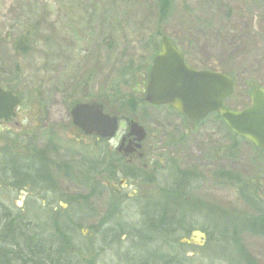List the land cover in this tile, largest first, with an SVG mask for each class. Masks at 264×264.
I'll use <instances>...</instances> for the list:
<instances>
[{
  "label": "rangeland",
  "instance_id": "obj_1",
  "mask_svg": "<svg viewBox=\"0 0 264 264\" xmlns=\"http://www.w3.org/2000/svg\"><path fill=\"white\" fill-rule=\"evenodd\" d=\"M159 1L0 0V86L14 89L22 101L17 118L0 123V204L6 212L24 214L36 239L52 234L56 217L68 232L73 224L79 264H139L150 256L172 264H264V237L242 232L243 250L232 241V226L254 213L238 186L221 176L252 181L264 199V154L251 143L238 141L230 154L223 124L184 121L145 102L134 114L113 116L122 125L118 135L132 121L145 129L148 168L142 174L122 164L115 177L111 167L109 175L97 174L94 166L98 151L99 165L114 161L110 148L119 141L98 143L72 124L78 100H107L114 109L119 99L145 98L148 81L142 75L151 67L150 41L159 32L192 67L233 74L236 88L227 109L251 105L248 89L264 85V0H173L161 24ZM27 34L26 48L18 49ZM11 157L23 168L36 159L46 162L45 179L12 175L6 164ZM127 171L145 180L129 179ZM121 179L127 180L124 188L114 189ZM173 182L180 184L184 228L142 229L147 203H159L158 194ZM200 205L211 214L201 213ZM113 227L119 231L115 238Z\"/></svg>",
  "mask_w": 264,
  "mask_h": 264
},
{
  "label": "water",
  "instance_id": "obj_2",
  "mask_svg": "<svg viewBox=\"0 0 264 264\" xmlns=\"http://www.w3.org/2000/svg\"><path fill=\"white\" fill-rule=\"evenodd\" d=\"M161 51L154 57L145 91V101L156 107H171L192 122L219 114L234 135L264 151V88L251 92V105L235 111L224 108V101L235 92V81L225 73L197 70L187 62L166 36L161 38ZM20 97L0 87V121L16 118ZM103 104L81 103L71 110L73 125L87 136L112 139L119 128V118L105 113ZM130 135L141 142L145 129L136 121L129 123ZM194 236L205 239L197 231Z\"/></svg>",
  "mask_w": 264,
  "mask_h": 264
},
{
  "label": "trees",
  "instance_id": "obj_3",
  "mask_svg": "<svg viewBox=\"0 0 264 264\" xmlns=\"http://www.w3.org/2000/svg\"><path fill=\"white\" fill-rule=\"evenodd\" d=\"M173 6V0H160L159 1V16H160V24L164 22L167 19V16L170 14L171 9ZM28 34L26 36L21 37L17 44L18 49L26 48L27 42L29 40ZM162 38L163 35L157 33V39L150 41L151 42V58L152 61L154 57L160 52L161 50V39L159 40L158 38ZM185 56V55H184ZM186 58V57H185ZM187 61V60H186ZM193 68V67H192ZM197 69V68H195ZM199 70H207V71H213L210 69H199ZM148 72L149 68L145 70V73L143 78L145 77V81H148ZM224 74V73H223ZM226 75H231L233 76L232 73L225 72ZM230 76V77H231ZM233 79V78H232ZM234 80V79H233ZM235 81V80H234ZM236 83V82H235ZM257 87H262L264 88V85H259V84H254L252 85L249 89L248 92L246 93V100H251V92L253 89H257ZM13 92L14 94L15 91L12 88L7 87L6 90ZM139 92V90L137 91ZM235 93V92H234ZM104 103V108L107 113H110V115H121L123 113V110H128L131 114H134L137 109L142 106V104L145 103V98L143 96V100H134L132 98H124V99H119V106L118 107H110L108 101H102ZM225 102L224 101V107H225ZM80 101L78 100L76 103L73 105L79 104ZM168 110L172 111L173 113H176V115L181 116L184 118V121L187 120V118L183 115H180L178 112H176L173 108L166 107ZM226 108V107H225ZM115 110V111H114ZM213 119L218 121L219 123L223 124L228 131L230 135V140L232 142V145L230 147V154L233 153L234 151L238 150V145L237 142L241 141L243 139L235 136L234 134L231 133V131L228 129L226 124L223 122L221 116L219 114H212L210 115L206 120ZM206 120H204L206 122ZM204 121L195 123L199 124ZM258 150V149H257ZM259 151V150H258ZM260 153H263V151H259ZM35 161H32L29 164H26L27 167L34 168V163ZM7 165H9V168H14L18 170V167H16V160L15 157H11L10 160H8V163L6 162ZM115 174V177L118 176V169L116 168H111ZM15 170V171H16ZM23 170V169H20ZM26 170V169H24ZM110 167H108L107 164H104L103 162L99 165V174L102 173H110ZM25 172V171H24ZM32 172V171H31ZM112 172V173H113ZM126 174V173H125ZM224 174V173H223ZM221 175L224 178L228 179L231 183L235 184L239 188V194L241 197V200L245 203V206H247L249 209L252 210L254 213L253 218L248 219L247 221H240L236 225L232 226V230L230 231V235L232 238V241L239 246L240 242V235L242 232H248L254 235L262 236L264 237V199L260 196L259 190L256 186L255 183L252 181H247L245 179L240 178L239 176L232 175L230 173H227V175ZM25 178L31 177L32 175L27 174V171L23 174ZM127 177L129 176L128 173L126 175ZM188 180V177H186ZM191 182L188 180L186 183L188 184ZM179 182H173L167 188L163 189L161 192H163L164 195L170 196L172 195H177L179 194L180 190L178 187ZM187 185L185 184V187ZM163 201V200H162ZM162 201H159V203H162ZM167 207H162V209H166L167 211H173L176 209V204L177 201L174 198H166L165 202ZM202 207V208H201ZM200 212L205 214V215H210V209L209 208H203V205L199 206ZM148 209V208H147ZM186 211V210H185ZM221 215V214H219ZM24 214L21 215H14L11 211L6 212L2 205L0 204V252H2L4 258L9 259V258H22V263L20 264H37L34 261V257L38 258V264H47L46 259L50 253H48L53 245L54 250L52 254H54V262L53 264H79L77 262L78 256L75 251L76 247L73 244L75 240V229L74 225L70 224L72 227L71 231H67L64 229V227L67 225L66 223L60 224L59 221L57 220V217L55 220H53V232L50 235L44 236L45 238L43 239H36L34 234H31L30 229H31V223L25 222L26 219L23 217ZM221 218V217H220ZM219 226V225H218ZM66 228V227H65ZM68 232V234H67ZM71 234V235H70ZM227 234H229L227 232ZM5 246L7 247L5 253H4V248ZM239 250H243L239 246ZM52 251V250H51ZM18 252H22V255H19ZM10 260V259H9ZM7 264H13L11 262H8ZM19 264V263H18ZM162 264H172L170 262V259H165Z\"/></svg>",
  "mask_w": 264,
  "mask_h": 264
},
{
  "label": "flooded vegetation",
  "instance_id": "obj_4",
  "mask_svg": "<svg viewBox=\"0 0 264 264\" xmlns=\"http://www.w3.org/2000/svg\"><path fill=\"white\" fill-rule=\"evenodd\" d=\"M17 118V117H16ZM15 118V119H16ZM15 119H13L12 121L8 122V123H11L13 122ZM0 123H4L3 121H0ZM6 123V124H8ZM73 124V122H72ZM75 127V126H74ZM119 127H122V125L119 123ZM76 128V127H75ZM77 130H79L78 128H76ZM76 131V130H75ZM81 131V130H79ZM118 131H119V128H118ZM117 131V132H118ZM83 135H85L83 133V131H81ZM117 134V133H116ZM87 136V135H85ZM87 137H90V136H87ZM91 137H95L97 140V142L99 143V140L102 139V141H109V140H118L119 141V144L118 146H113L110 148L111 151H113V153H111L114 161L112 162H108V161H105L104 160V164H107L108 167H111V168H118V176L121 175L120 172H122V164H124L125 166H129V167H137L138 170H140V172L143 174V172H146L147 168H148V165L144 163V159L146 160L145 157H147L148 153L145 151V144L144 142L146 141L147 139V135L145 136V139H143L141 142L138 141V138H136V136H132L130 135V130L128 131H125L123 134L121 135H115L112 139H103V138H99L97 136H91ZM90 137V138H91ZM99 149V148H98ZM96 160H95V172H97V174H99V151L97 152V155H96ZM101 158V157H100ZM106 159V157H105ZM103 161V160H102ZM19 161H16V167H18V170L14 169V168H11L10 169V172L12 173V175H16V177H22L23 174L27 171V174H30L32 175L30 178H33V180H36L38 182L42 181L43 179H45L46 175V171L44 169H47V167H45L46 165V162H42L40 160H37L36 159V162L34 163V168H31V167H28L27 169V166L25 168H23L22 166H20V163H18ZM43 163V166L41 167ZM47 166V165H46ZM20 169H23V170H20ZM26 169V170H24ZM16 170V171H15ZM25 171V172H24ZM32 171V172H31ZM128 177L129 179H135V176L136 177H139L140 176V180L144 179L145 178L142 176V174H138V173H130L128 172ZM106 174H109L108 172H106ZM110 175V174H109ZM143 178H142V177ZM124 181L126 182L127 180H124V179H121L120 180V185L118 183H115L113 185V188L114 189H117L119 187H122L124 188ZM100 195L102 196L103 194L100 193ZM180 196L177 197V195H164L163 193H159L158 196L160 197V200L162 201V203H155V204H151L149 205V203H147L146 205V211L144 212V219H145V227H143L142 229L144 230H147V229H154L156 230V232H181L182 229L184 228V223H185V216L187 214L184 213V210L182 209H179L180 206H181V202L183 201L182 200V196L181 194H179ZM173 198V197H176L178 198L176 201H177V204H176V209L173 210V211H167L166 209H162V207H167L166 206V203H163L165 202V199L166 198ZM117 204H119L118 202L116 203V205L114 206L115 209L116 208H119L120 206H118ZM148 208V209H147ZM115 215V213H113ZM112 218H110L111 220ZM108 220V221H110ZM29 223V222H27ZM34 224V222L32 223ZM109 229V228H108ZM111 229V235L115 238L117 236V233H115L116 231H118V229H114L113 228H110ZM119 232V231H118ZM197 232V231H195ZM193 232V234L195 233ZM7 247L5 246V248L3 249L4 250V253L6 251ZM50 254H49V257H48V261L50 264H53L54 262V257H53V250H54V247L52 245V247L50 248ZM19 255H22V252L20 254V252H18ZM6 255V254H5ZM52 256V257H51ZM51 257V258H50ZM7 258V257H6ZM6 258H3L1 263L2 264H7L8 262H11V263H14V264H20L22 263V258H9V259H6ZM165 259H157V258H154L152 256L150 257H147V258H144L143 261L139 264H162V262H164ZM34 261L38 264V258L37 257H34ZM178 262V261H177Z\"/></svg>",
  "mask_w": 264,
  "mask_h": 264
}]
</instances>
